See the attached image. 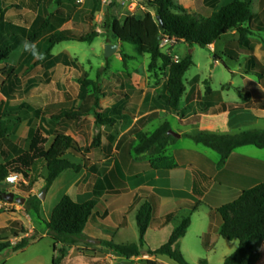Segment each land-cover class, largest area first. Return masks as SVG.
<instances>
[{
    "label": "trees",
    "instance_id": "1",
    "mask_svg": "<svg viewBox=\"0 0 264 264\" xmlns=\"http://www.w3.org/2000/svg\"><path fill=\"white\" fill-rule=\"evenodd\" d=\"M46 1L49 4V0ZM53 1L59 4L61 0ZM146 1L155 10V16L146 13L142 18L127 16L123 21L114 18L110 22V29L116 40L133 44L140 53L150 55L151 68H156L159 61H162L165 67L169 68V79L164 86V94L161 96L168 110L174 113L178 112L180 101L186 92L184 79L194 62L191 55L186 56L179 62H173L171 57L165 55L161 50L160 45L164 37L183 41L190 47L209 48L230 32L237 31L239 38L236 44L249 55L248 61L251 63L249 72L261 81L264 80V66L252 54L253 48L251 47V36L255 32L264 34V0L260 3V13L257 15L252 11L253 0H234L219 10L217 9L221 0H203L205 7L211 11L207 15L190 14L176 0ZM42 2L43 0H19L18 6L11 4V7L38 12L42 7ZM4 7L3 0H0V23L4 20ZM51 16L38 29L33 27L26 39L20 37L15 39L16 34H13L11 43H6L4 49H2L0 39V65H2L0 73L3 75V80L0 83V94L5 99L4 106H0V142L11 134L14 127L21 124L22 115L25 113V109L28 108L26 104L19 103L24 99L27 89L18 73V69L8 64L12 52L22 46V43L26 40L35 44L44 42L43 60H47L49 66L54 67L61 64L77 67V60L73 59L67 52L53 56L52 51L54 48L65 42L93 43L98 36L97 32L78 35L68 29L60 31L66 19L63 16ZM157 16L161 18L163 26H160L156 19ZM21 31L20 28H15L10 29L9 32ZM1 35L0 32V38ZM39 62L37 61L33 67L37 66ZM44 68L49 69L50 67L45 65ZM35 83V80L30 81V85ZM90 84L92 83L81 81V94H87V88ZM206 97H216L218 99V106L212 107L211 114L226 111L235 112L244 109L243 105L223 103L221 94L213 92L209 86L206 87ZM99 100L100 96L96 95L95 107L90 111V115L95 118L98 125L113 126L117 122V117L105 118L97 112L96 108ZM261 108L264 109V101L261 103ZM82 116L81 113L73 110H64L59 115L53 116L52 120L58 128L49 147V139L43 130L41 128L34 130L29 149L0 164V184L4 183L11 173L19 174L29 180L30 173L39 161H43L46 165L48 172L47 189L66 171L72 170L75 173H80L83 167L72 163L66 156L68 153H72L75 156L84 157V150L72 137L66 135V131L70 123L76 122ZM192 121H198V117L192 118ZM169 131L170 126L164 124L152 134L140 131L130 132V134H135L138 141V147L136 148L138 154L150 153L158 156L153 162L154 168H173L175 166L168 157L160 156L166 150L169 142L174 140V137L168 134ZM188 137L221 156L218 163L219 169L227 164L232 152L238 148L255 146L264 149V131L262 130L243 132L235 136H220L203 132ZM99 144L100 139L93 142L95 147ZM87 152H90V150ZM32 189V186L26 187L28 192ZM176 194L182 197L189 196L183 192ZM202 198L222 219L220 236L228 241H239L237 251L228 257L224 264H254L255 249L259 243L264 241V181L252 187L243 188L241 191L231 190L229 187L224 186L222 182H216L210 192L203 195ZM97 206L98 196L96 195L92 200L82 204L76 203L70 196L66 195L54 208L50 221L46 223L50 237L54 242V250L58 253V256L53 260V264H62L67 255V249L64 247L58 250L57 244L73 245L78 243V239L82 237ZM155 207L156 202L151 200L146 202L138 212L139 245L106 243V246L127 259L139 257L141 248L145 245V236L151 225ZM196 210L197 205H194L192 211ZM37 213L40 215L39 209H37ZM190 226L191 217L189 216L184 218L181 224L175 228L166 244L155 251L150 250L149 254L166 255L178 264H189L177 248V243L186 235ZM28 245L29 240L27 238H24L15 247H12L9 242H0V255L10 248L14 251L24 250ZM89 264L101 263L91 262Z\"/></svg>",
    "mask_w": 264,
    "mask_h": 264
},
{
    "label": "crops",
    "instance_id": "2",
    "mask_svg": "<svg viewBox=\"0 0 264 264\" xmlns=\"http://www.w3.org/2000/svg\"><path fill=\"white\" fill-rule=\"evenodd\" d=\"M233 1L221 0L217 10ZM261 1L253 0L252 11L256 15L260 13ZM15 2L17 0H3V3L8 5L4 7V20L8 22L6 28L9 31L10 29L21 28V25L13 22L18 16L16 12H21V9L11 7V4ZM50 3V0L49 4L46 0H43L42 7L38 12H31L25 8L23 11L32 14V17L35 16L33 20H37V14L44 12L46 7L51 5ZM18 5L19 2L17 3ZM234 32L235 35L238 34L237 31ZM223 38L208 49L219 46ZM238 38L229 43L225 42L218 48L224 55L230 57L233 62H238L242 57L246 59L245 72L237 75L242 77L244 85L242 88H238L239 99L227 101L222 97L223 103L243 105V110L211 114L210 110L212 107L218 106V99L216 97H206V91L203 92L201 87L198 86L199 80L197 77L193 79V81L197 82V86H191L189 91L186 88V92L180 101L179 110L176 113L168 110L165 104L163 105L161 102V96L164 92H144L139 95L129 93L130 97H121L112 102L108 100L109 97L106 95L100 97L102 100L100 102L101 110L112 113L117 117V122L113 126H100L103 130H108L109 128L113 133H107L102 136L96 150L91 149L90 152L84 150V157L68 153L66 158L72 163L82 166L83 169L80 173H75L72 170L69 171L73 173L66 171L53 184L54 186L63 180L66 189L62 198L68 195L79 204L92 200L95 195L98 196V206L94 210L81 237L83 242L78 241V243L73 245L57 244V249L64 247L67 249L65 264H89L91 262L122 264L124 261L131 262V264H172L170 257L166 255H150L149 251H155L166 244L175 228L181 224L184 218L189 216L191 217V226L187 230L186 235L178 241L177 248L183 256L200 255L201 252L209 256L215 253L214 245L218 241L217 235L220 236L222 222L217 212L210 205L205 204L202 196L210 192L211 186L208 185H211L212 182L214 183L219 177L222 179H220V182L224 186L234 191H241L243 188L237 189L233 184L239 181V185H243L244 179L264 177V160L249 154H254L255 151H240L244 148L259 149L255 146H246L233 151L227 164L219 169L218 163L221 160V156L219 159L218 157L210 156L198 147L191 150H181L173 146L175 141L177 142L185 136H195L203 132L220 136H235L248 131H264L263 128H256L259 126L260 120L264 119V109L261 108V103L264 101V80L261 81L249 72L251 69V63L248 61L249 55L236 44ZM251 38L252 54L264 66V43L255 42L254 35ZM39 44H35L36 47ZM17 50H21L22 54L25 52L20 46L12 54ZM63 52L70 54L68 51ZM12 54L9 57V61ZM52 55L57 56L53 53ZM70 56L72 57L71 54ZM31 61V56L24 57L22 63L28 66ZM32 62L33 65L36 63L35 60ZM232 74L236 73L233 72ZM231 86L235 87L233 84ZM128 99L130 102H126ZM124 108L129 110V113L133 116L130 121H126L124 117ZM165 116H174L180 124L193 126L195 129L192 132L179 131L178 135L180 137H174V140L169 142L166 150L160 155L161 157H168L175 165L173 168H154L153 162L158 156L150 153L138 154L136 152L138 141L135 134H130V132L140 131L152 134L150 129L153 127V122L158 120L161 121L159 128L164 124H168L171 130V124L165 120ZM194 117H198V121L193 122L192 118ZM71 127L72 125L67 126L66 135L72 137L83 148ZM197 145L203 146L201 144ZM171 147H173L172 153L170 152ZM69 155L72 157H69ZM259 178L255 179L250 185L247 184V187H252L264 181L258 180ZM180 192L189 196L182 197L176 194ZM62 198H60L59 202ZM151 200L156 202V207L151 225L145 236V245L141 248V255L127 259L107 247L106 243L139 245L136 240L134 242L126 240L125 235H127L130 226L129 219L134 217L137 226L139 210L146 202ZM202 204L207 207L206 215L195 228L194 215L198 213L199 205ZM194 205H197L196 211H192ZM48 215L47 223L50 221L52 213ZM213 235L216 237H214V244L210 246L211 241L209 240ZM226 241L229 243L227 250L223 253L222 264L239 247L238 244L237 249L233 250L236 240ZM45 242H47L45 253H37L29 261L21 262V264H53L54 258L57 257V252L54 250L53 240L48 235H42L36 241L29 242V245L24 250L7 257L0 264H9L19 255H24L33 247H38ZM87 253L90 254V257H88ZM254 264H264V241L259 243L255 249Z\"/></svg>",
    "mask_w": 264,
    "mask_h": 264
},
{
    "label": "rangeland",
    "instance_id": "3",
    "mask_svg": "<svg viewBox=\"0 0 264 264\" xmlns=\"http://www.w3.org/2000/svg\"><path fill=\"white\" fill-rule=\"evenodd\" d=\"M176 1L190 14L207 15L211 13L205 7L203 0ZM18 2L19 0L14 4L17 6ZM51 2L54 1L51 0ZM5 5L8 6L7 4ZM16 13L18 16L13 22L21 25L20 29L22 31L16 32L15 39L18 37L26 39L33 27L38 29L51 15L53 17L63 16L66 19L60 31L73 30L78 35L97 32L98 36L93 43L65 42L54 48L52 51L54 55L68 51L73 59L77 60V67L61 64L54 67L49 66L47 60H43L44 42L36 47V57L27 51L22 54L21 50H17L12 54L8 64L10 63L9 65L18 69V73L27 89L24 99L19 103L26 104L28 108L25 109V113L22 115L21 124L14 127L11 134L0 142V164L27 151L33 132L38 128H41L46 137H48L49 147L58 128L52 117L59 115L61 110H73L83 115L76 122L70 123L72 125L71 129L79 138L83 150H96L93 142L107 133H113L109 128L108 130H103L95 122V118L90 115V111L95 107L96 95L98 97L106 95L109 97L108 100L112 102L121 97H130L129 93L132 95H139L144 92L162 93L164 86L168 82L170 70L165 67L162 61L158 62L156 68H151L150 55L140 53L133 44L116 40L110 29V22L114 18L123 21L127 16L142 18L146 13H151L155 16V10L147 4L146 0H61L59 4L54 2L49 7H46L44 12H39L36 16L37 20H33L35 16L32 17V14L23 11V9H21V12ZM7 23L5 20L0 23L2 49L5 48L6 43H11L13 34H15L8 31L6 28ZM238 37L239 35H235L234 31L230 32L228 36L221 40L219 46H222L225 42L229 43ZM254 37L255 42L264 43L263 33H254ZM107 45H118L121 51L110 58H106L105 49ZM219 46L211 49L199 46L190 47L183 41H177L175 44L161 48V50L165 55L171 57L173 62L176 59L182 60L188 55L192 56L194 65L187 72L184 79L188 91L191 86H197V82L193 81L197 77L199 80L198 86L201 87L203 92L209 86L213 92H219L227 101H236L239 99L238 88L244 86L242 77L237 75L245 72L246 59L242 57L238 62H233L230 57L224 55L218 48ZM29 56H31L32 61H40L37 66L33 67L32 61L28 66L22 63L24 57ZM45 65L50 68H44ZM233 72L236 73L234 74L236 76L232 74ZM2 80L3 75L0 73V83ZM32 80H35L36 83L30 85ZM81 81L92 83L88 86L86 95L81 94ZM101 101L100 99L98 102L97 112L101 113L105 118L115 117L114 114L101 110ZM4 102L5 99L0 94V106H4ZM126 102H130L129 99ZM161 102L164 105V101L161 100ZM124 114L126 121H130L133 118L129 110H125V108ZM165 120L171 124V131L176 134L179 131L192 132L195 129L193 126L180 124L174 116H165ZM160 123L161 121L159 120L154 121L150 132H155L159 128ZM256 128L264 129V119L260 120L259 126ZM173 147L181 150H191L198 147L210 156L218 157V159L220 157L215 151L197 145L191 138L186 136L177 142L175 141ZM173 147L170 148L171 153ZM240 151H255L254 154H249L264 160V149L244 148ZM259 153L260 155H258ZM69 157L72 156L69 155ZM69 173L73 172L69 171ZM47 177L46 165L43 161H39L30 173L29 180L21 176L20 181L16 184H8L6 181L0 184V242H9L12 247H15L24 238H27L31 243L42 235L50 236V232L46 227L48 214L52 213L53 208L62 198L66 187L62 180L47 189ZM257 178L244 179L243 185H239L240 182L236 181L233 186H236L237 189L247 188ZM261 178L264 177H260L258 180H264ZM220 179L219 177L214 183L220 182ZM214 183L212 182L211 185L208 183V186L213 188ZM28 186L33 187L32 191L28 192L26 190ZM44 191H47V195L42 200L40 195ZM4 194H14L16 199H20V202L16 199L13 202H8L4 199ZM37 209H39L40 215H38ZM206 209L205 205H199L198 213L194 215L195 228L205 218ZM129 221L130 226L127 235H125L126 240L128 242H134V240L139 242L140 235L136 220L134 217H130ZM214 237L216 236H211L209 240L211 241L210 246L214 244ZM217 239L218 241L214 245L215 253L209 256L204 252H201L200 255H186L184 256L185 260L189 264H222L223 253L227 250L229 242L222 239L219 235H217ZM78 241L83 242L81 237ZM234 244L235 248L233 250H236L239 242L236 240ZM46 248L47 242L38 247L35 246L28 253L16 257L9 264H21V262L29 261L37 253H45ZM16 252L20 251H14L12 248L7 249L0 256V263ZM87 255L90 257L89 253ZM65 259L66 257L62 264H65ZM171 263L177 264L174 261L172 262V260Z\"/></svg>",
    "mask_w": 264,
    "mask_h": 264
},
{
    "label": "water",
    "instance_id": "4",
    "mask_svg": "<svg viewBox=\"0 0 264 264\" xmlns=\"http://www.w3.org/2000/svg\"><path fill=\"white\" fill-rule=\"evenodd\" d=\"M157 21L159 22L160 26H163V23L161 21V18L159 16L156 17ZM121 49L118 45H107L106 49H105V57L106 58H110L112 55H114L117 52H120ZM169 135L179 138L180 135L172 132L171 130L168 132ZM47 191H44L41 195H40V199L44 200L46 197ZM4 199L8 202H13L16 198L14 194H4ZM17 201L20 202V199H16ZM122 264H131V262L128 261H124Z\"/></svg>",
    "mask_w": 264,
    "mask_h": 264
},
{
    "label": "built area",
    "instance_id": "5",
    "mask_svg": "<svg viewBox=\"0 0 264 264\" xmlns=\"http://www.w3.org/2000/svg\"><path fill=\"white\" fill-rule=\"evenodd\" d=\"M177 42L176 39H172V38H169V37H164L161 41V45L160 47L161 48H165L167 46H170L172 44H175ZM180 60L176 59L175 62H179ZM20 177L21 175L19 174H14V173H11L9 174V176L6 178V183L8 184H16L20 181Z\"/></svg>",
    "mask_w": 264,
    "mask_h": 264
},
{
    "label": "clouds",
    "instance_id": "6",
    "mask_svg": "<svg viewBox=\"0 0 264 264\" xmlns=\"http://www.w3.org/2000/svg\"><path fill=\"white\" fill-rule=\"evenodd\" d=\"M22 48L24 51L30 52L34 57L37 56V49L34 42H29L26 40L22 43Z\"/></svg>",
    "mask_w": 264,
    "mask_h": 264
}]
</instances>
